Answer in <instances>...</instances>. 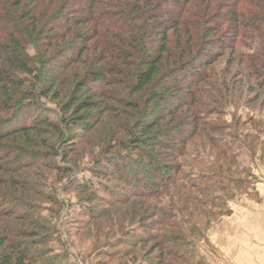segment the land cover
<instances>
[{
    "label": "trees",
    "instance_id": "trees-1",
    "mask_svg": "<svg viewBox=\"0 0 264 264\" xmlns=\"http://www.w3.org/2000/svg\"><path fill=\"white\" fill-rule=\"evenodd\" d=\"M245 32L259 43L244 55L245 72L255 79L246 90L252 103L261 98L264 104V0H0V173L18 174L0 181V202L12 200L27 210V175L44 166L74 172L77 162L70 154L90 135V155L101 151L89 176L115 185L94 189L92 181L74 177L73 192L101 189L124 205L132 197L145 200L130 217L142 234L125 231L124 245H148L140 247L138 264H190L181 235H161L164 229L190 234L188 219L176 221L160 200L171 188L197 190L215 176L181 181L179 159L198 134L218 132L203 113L202 98L213 99L203 86L224 104L235 99L230 95H242L240 81L217 89L208 68L225 50L233 56L231 48ZM105 123V137L95 141L94 131ZM25 147L37 151L30 154ZM28 157L53 163L36 168L24 164ZM177 196L180 214L196 203ZM82 208L86 219L101 218L97 207ZM15 214L0 212V264H69L64 257L34 255L42 237L9 223L29 224ZM129 256L123 253L122 260ZM130 263L132 258L123 264Z\"/></svg>",
    "mask_w": 264,
    "mask_h": 264
},
{
    "label": "rangeland",
    "instance_id": "rangeland-1",
    "mask_svg": "<svg viewBox=\"0 0 264 264\" xmlns=\"http://www.w3.org/2000/svg\"><path fill=\"white\" fill-rule=\"evenodd\" d=\"M251 37L254 40H250ZM255 37L251 32H245L243 36L241 34L231 48L233 56L230 51L225 50L222 52L223 56L216 58L208 68L217 87L221 83H227L232 88L233 83L240 81L242 95L240 98L238 94L230 95L235 99L230 98V102L228 100L224 104L212 90L210 91L208 85L203 86L213 97L202 98L203 113L208 123L215 126L218 132H209L206 136L198 134L185 146L183 156L179 159L181 173L178 178H181V181H187L188 178L195 179L194 181L197 178H207L209 173H214L215 176L206 182V186L197 190L179 192L178 189L171 188L160 200L162 210L170 212V215L176 217V221L182 216L188 219L190 234L175 229H164L161 235H181L182 241L188 243L184 252L189 254L186 261L190 264H264V104L261 98L252 103L254 96L246 89L255 79L244 69L247 63L244 55H249L259 45L253 42L257 41ZM28 52L32 54L33 50L29 49ZM43 103L56 110L54 104L44 100ZM106 125L107 123L102 124L94 131L95 141L105 137L104 133L108 127ZM50 135L43 138L51 143L53 140ZM88 138H91L90 135L83 136L76 142L73 153L70 154L77 162V165L73 166L76 174L71 172L64 175L45 166L37 168L40 163L49 166V162L53 163V158L41 161L25 158V165H34L37 168L31 171L33 174L27 175L26 179L28 200L25 202L32 208L27 206L26 210L20 208L23 204L20 206L12 200H6L0 202V212L16 213L17 218L23 217L29 224L32 223L17 224L13 220L9 221L12 225H21L23 230L42 237L39 240L41 244L33 248L34 255L64 257L63 261L69 264H123L131 258L134 263L130 264H138L142 251L140 247L146 248L148 245L129 249L124 245L125 239L122 240V236L125 231L131 230L133 234H142V226L138 225L136 220L133 222L134 218L130 220V217H134L138 204L144 203L145 200L132 197L127 199L128 204L124 205L122 202L113 201V198L101 189L82 195L73 192L69 184L71 179L76 177L92 181L94 189L100 185H115L112 180H92L89 176L88 169L92 166V159L101 150L94 149L90 155L92 143ZM126 138L123 135L122 142L126 141ZM212 138L217 142L212 141ZM218 143L227 148L222 150L214 147ZM112 145L114 144L108 148ZM108 148L105 146L103 150ZM25 149L30 154L37 151L27 147ZM39 149L45 151L44 148ZM63 149H59V152ZM223 153L224 156H219ZM54 161L58 163L59 160ZM16 175L17 172L4 176L0 173V181L17 179ZM231 180L238 183H231ZM178 193L186 197L188 202L196 201L185 206L181 214L177 211L180 207L176 203ZM203 201H207V206H201ZM89 205L101 210L98 214L101 218L95 221L85 218L82 207ZM149 232L148 230L146 234ZM123 253L130 254L127 260H122ZM174 263L180 264L177 261Z\"/></svg>",
    "mask_w": 264,
    "mask_h": 264
}]
</instances>
